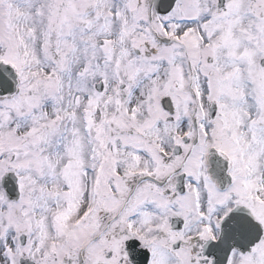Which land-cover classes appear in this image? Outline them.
<instances>
[{"label": "snow or ice", "instance_id": "obj_1", "mask_svg": "<svg viewBox=\"0 0 264 264\" xmlns=\"http://www.w3.org/2000/svg\"><path fill=\"white\" fill-rule=\"evenodd\" d=\"M0 264H264V0H0Z\"/></svg>", "mask_w": 264, "mask_h": 264}]
</instances>
